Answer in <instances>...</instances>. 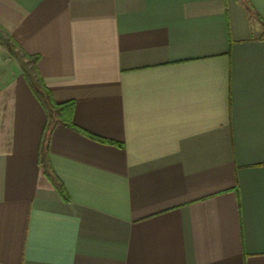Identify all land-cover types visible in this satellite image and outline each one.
Here are the masks:
<instances>
[{
	"label": "crops",
	"instance_id": "1",
	"mask_svg": "<svg viewBox=\"0 0 264 264\" xmlns=\"http://www.w3.org/2000/svg\"><path fill=\"white\" fill-rule=\"evenodd\" d=\"M263 21L264 0H0V264H264ZM30 70L119 144L51 128L66 198Z\"/></svg>",
	"mask_w": 264,
	"mask_h": 264
},
{
	"label": "trees",
	"instance_id": "2",
	"mask_svg": "<svg viewBox=\"0 0 264 264\" xmlns=\"http://www.w3.org/2000/svg\"><path fill=\"white\" fill-rule=\"evenodd\" d=\"M245 2V1H244ZM264 25V21H263ZM38 56H34L31 58L32 63L34 64L37 60ZM33 89L36 93H41L43 95V103L48 111V118L49 120L46 122L44 130H43V138L41 143V164L43 165L44 171L47 175V177L57 186L58 191L60 194L66 198L65 191L63 189V186L61 182L58 180L56 175L53 173L49 158L47 156V145H48V138L51 128L57 123L61 122L67 127L74 129L90 138H93L97 141L101 142H107L112 144H117L116 142H113L111 140H107L105 138H101L98 136H95L93 134H90L86 132L85 130L81 129L77 125H75L72 121V111L74 107V103L72 100H68L65 102H55L52 99L50 91L43 85V83L40 81L38 86H36V83H32ZM119 145V144H117Z\"/></svg>",
	"mask_w": 264,
	"mask_h": 264
},
{
	"label": "rangeland",
	"instance_id": "3",
	"mask_svg": "<svg viewBox=\"0 0 264 264\" xmlns=\"http://www.w3.org/2000/svg\"><path fill=\"white\" fill-rule=\"evenodd\" d=\"M0 45L2 46V43H0ZM25 73H28L29 74V78H31V81L35 84L36 83V81H35V79H34V77H33V75H32V72H31V70L30 71H25ZM34 85L32 84V87H33ZM36 86H38V84L36 83ZM41 97H42V99H43V95L41 94V93H38Z\"/></svg>",
	"mask_w": 264,
	"mask_h": 264
}]
</instances>
